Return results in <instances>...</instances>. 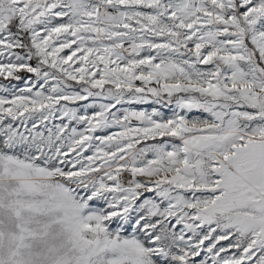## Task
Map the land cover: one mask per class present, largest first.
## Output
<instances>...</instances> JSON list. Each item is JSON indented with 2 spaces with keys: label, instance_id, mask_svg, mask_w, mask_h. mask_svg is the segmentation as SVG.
I'll return each mask as SVG.
<instances>
[{
  "label": "snow or ice",
  "instance_id": "1",
  "mask_svg": "<svg viewBox=\"0 0 264 264\" xmlns=\"http://www.w3.org/2000/svg\"><path fill=\"white\" fill-rule=\"evenodd\" d=\"M0 264H264V0H0Z\"/></svg>",
  "mask_w": 264,
  "mask_h": 264
}]
</instances>
